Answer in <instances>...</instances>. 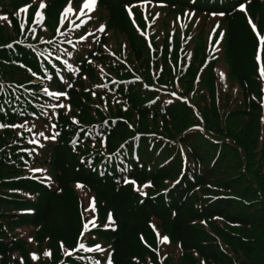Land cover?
<instances>
[{
    "label": "trees",
    "instance_id": "1",
    "mask_svg": "<svg viewBox=\"0 0 264 264\" xmlns=\"http://www.w3.org/2000/svg\"><path fill=\"white\" fill-rule=\"evenodd\" d=\"M67 1H46L35 35L27 32L38 1L0 0L9 25L0 32V123L24 125L0 129V264L102 263L109 253L112 264H264V79L248 23L257 16L261 33L264 0H239L245 11L238 0H97L104 29L83 40L92 18L77 30L52 16ZM143 1L220 18L212 36V25L204 34L210 47L220 36L216 50L198 44L200 31L174 25L171 43L142 18L133 25L126 5ZM25 5L30 16L20 26L17 9ZM218 12L225 14H211ZM44 88L67 94L60 107L48 106L57 99ZM145 184L151 186L140 188ZM90 198L102 223L93 231L108 253L77 248L61 257V243L75 248L83 220L94 213ZM152 223L179 252L158 255Z\"/></svg>",
    "mask_w": 264,
    "mask_h": 264
},
{
    "label": "rangeland",
    "instance_id": "2",
    "mask_svg": "<svg viewBox=\"0 0 264 264\" xmlns=\"http://www.w3.org/2000/svg\"><path fill=\"white\" fill-rule=\"evenodd\" d=\"M37 1L38 2H37L35 8L32 10V13H31V16H33V17H32L31 23L28 24V32H27V33L33 32V34H35V35H37L38 32L43 30L41 28V26H43L44 22L46 21V20L44 21V19H45L44 9L39 8V4H40L41 0H37ZM46 1L47 0H43V2L45 4H46ZM82 3H83V0H72V3L70 6L72 7L73 11L69 14V17L67 19H65V22H67V24H69V20H70L71 21L70 27L76 28L77 24H79V27H81V26L85 25V23L89 20V18H92L93 19V24H92L93 33L96 31H99L100 25L105 26V20L101 19V18H104V15L106 14L105 11H100V12L97 11V7L95 6L93 11L89 12V11L85 10L86 15H82L78 18L75 15V13L79 12L80 7L82 6ZM66 5H68V1L64 2L63 5H61L59 8H57L55 13L52 15V16H56V20L58 21L59 25H61L59 23V21L61 19L60 12L62 11L63 7H65ZM21 9H23V11H21ZM37 10H39L41 13L40 17H37L35 15ZM126 10H127V13L129 15V18H130L133 25H136L138 27V21L140 20V18H142V20L144 19V21H145V22H143V25L146 26L147 24L150 25L152 23L151 24L152 26H156V27H151V30H153V34H155V35H157V34L159 35L161 33L163 35H167L168 32L172 29V27L174 25L176 27L180 28L181 30H184V31L188 30V29H190V31L193 30L191 32V34H194V33H197L198 31H200L198 38H196V40H197L198 44H202V43L207 44L208 43V47H210V43H209L210 38L204 37V34L206 35V29H208L207 26L212 25L210 27V31H209L210 37L212 36V34L216 30V28L219 27L218 19L220 20V18H218V17L207 18L202 13H196V12L192 13L191 11H181L179 9H176L174 11H168L166 8H161V6L154 5V4L149 5V4L141 3L140 5L135 6L133 9L127 8ZM17 12H18V14L16 16V18L18 19L17 22L20 23V26H21V24L26 25L25 23H26V21H28L27 18L30 16L29 6L28 5L20 6L17 9ZM185 13H188L189 15H185ZM156 19H158V20L154 21ZM249 19H251L252 22L257 27V16L253 19L250 17ZM80 20H83L84 23H79ZM168 24L171 26V28L165 29V26ZM37 25L38 26L41 25V26L37 27ZM8 27H9L8 22L3 19V16H1V13H0V32H2V33L8 32L9 31L7 29ZM22 29H25V26ZM30 29H32L34 31H30ZM147 30H148L147 27L144 28V30L141 29V31L143 32L144 39L147 43V46L152 47V45H154L153 40H152V36L149 35V31H147ZM181 30L179 32H181ZM172 33L173 32L170 31L171 35H172ZM89 34L91 35L92 33H88L85 36L88 37V36H90ZM256 35H257V37H258V35L264 36V26H263V30L261 31V33L257 32V30H256ZM169 37L170 36L167 35V39L171 40V37L170 38ZM181 37H183V32L181 33ZM217 39H220V36ZM216 40H215V42H211L212 45L210 48H212L211 49L212 51L216 50V48H217ZM172 42L173 41L171 40V43ZM110 46L112 49L113 48L116 49L115 46H112V45H110ZM126 46L127 45L125 44V41H123L122 50L123 51L126 50V53H127ZM258 48L260 49V54H261V60L258 63L259 68H260L261 66H264V43H261V41L259 39H258ZM220 60H221V63L225 66V64L223 63L224 57H222V59H220ZM219 67H222V66H219ZM139 81H140V83H142L144 85V83L141 80H139ZM224 84H226V83H224ZM203 104H204L203 101H200L197 105L202 106ZM102 105L105 108H107V101L103 100ZM179 113H182L181 109L179 110ZM134 119L135 118L133 117L131 120H134ZM90 203H91V200H90ZM89 206H90V204H89ZM97 217L98 216H97V214H95V210H94L93 215H90L87 219L83 220V225L85 222H88V221H92V223H89V227L85 231V235L83 237H81V236L79 237L80 241L85 244V250L78 249L77 252H79L81 250L82 252H87V253H93V252H101V253L106 252V253H108L110 246L105 244L101 239H99L93 231L94 228H98L100 225L102 226V223H100V221H98ZM93 218H94V220H93ZM106 224H109L108 216L106 217ZM218 224L223 225V223L220 220L218 221ZM151 226H152L153 232H154V234L157 238V241H158V246L156 249H157L159 256H161V257L165 256V254H167L169 251H176V253L179 252V248H178V245L176 242L172 243L171 239H169L168 235H166V234L160 235V233H159V231L156 228V225L154 223H152ZM82 230H84V229L82 228ZM21 233L26 235L27 230H23ZM32 237H33L32 235H29V238H32ZM164 237L168 238V240L166 242L164 240ZM29 238H28V241L30 243H32L31 239H29ZM97 244L100 245V248L103 251H96L95 249L92 252L86 251V249L88 247H93L94 245H97ZM106 249H108V250L106 251ZM35 252L36 251L33 248H31V247L27 248L28 254L35 253ZM63 256L64 255L61 254V257H63ZM36 257H37V259H35L34 261H38V260L41 261L43 258L42 255H38V254H36ZM107 258H108V255L106 254L104 259H103V262L101 264H104V261ZM178 262L179 261H177L174 264H178ZM141 263H143V262H141Z\"/></svg>",
    "mask_w": 264,
    "mask_h": 264
},
{
    "label": "snow or ice",
    "instance_id": "3",
    "mask_svg": "<svg viewBox=\"0 0 264 264\" xmlns=\"http://www.w3.org/2000/svg\"><path fill=\"white\" fill-rule=\"evenodd\" d=\"M71 3H72V0H68V5H66L65 7H63L62 11L60 12V17H61V19H60V21H59L60 24H64V23H65V19H67V18L69 17V14L73 11L72 7L70 6ZM96 4H97V0H83L82 6L80 7L79 12L75 13V15H76L78 18H79L80 16H82V15H86L85 10H87V11H89V12H90V11H93V10H94V7L96 6ZM127 7H128V6L126 5V8H127ZM39 8H40V9H44V8H46V4L43 2V0H41V2H40V4H39ZM237 8H238V10H240V11H245V3H244V2H239V0H238ZM21 11H23V9H21ZM211 14H212V15H221V16H222V15H224L225 13H223V12H218V13H211ZM35 15H36L37 17H40V15H41L40 11L37 10V12L35 13ZM185 15H189V14H188V13H185ZM89 19H90V18H89ZM79 23H84V21H83V20H80ZM248 23H249V25H251L253 32H256V26H255V24L252 22L251 19L248 20ZM67 26H71V21H70V20H69V24H68ZM76 27H79V24H77ZM103 29H104V26H103V25H100V26H99V30H100V31H103ZM30 31H34V30L30 29ZM56 31L59 32L61 35L64 34L63 31H62L59 27L56 29ZM89 35H90V34H89ZM222 35H223V33H221V36H222ZM79 39H80V40H83V39H84V36H80ZM258 39L261 41V43H264V36H260V35H258ZM16 43H20V41H16ZM49 43H51V41H49ZM69 43H70V41H69ZM216 43L219 44V43H220V40L217 39V40H216ZM11 46H12L11 44L7 45L8 48H11ZM65 54H66L67 56H69V57H72V56H73L72 51H66ZM41 55H44V53L42 52ZM48 55L50 56V55H52V53H48ZM56 59L59 60L60 57L57 56ZM256 60H257L258 63H259L260 60H261V54H260V49H259V48H257ZM65 64H66V66H67L70 70H72V64H68L67 61H65ZM32 74L35 75V72H33ZM259 76H260L261 79H264V66H261V67L259 68ZM221 78H223V77H221ZM136 79L138 80L139 77H136ZM65 83H66V86H67L68 88H71V87H72L71 84H68L67 82H65ZM21 87H23V86L21 85ZM85 90L87 91V89H85ZM0 91H2V88H0ZM43 91H44L46 94H48L50 97H53V98L57 99V103H56V104L48 105V106H50V107H52V108L60 107L61 105H60V103H59V98H60V97H65V96L67 95V94H66L64 91H62V90H61V91L49 92V91H48V88H44ZM262 91H264V89H262ZM63 107H67V105L65 104V105H63ZM0 112H3V108H0ZM52 115H55V112H53ZM73 123H74V124H75V123H78V122L75 120V118H73ZM52 126L54 127L55 125H52ZM8 127H11V128H19V127H24V125L0 123V129L8 128ZM36 134H37L39 137H43V138H45V139H52V140H54V139L56 138L55 135L46 136V134H45L44 131H38ZM17 135H20V133L17 132ZM84 135H89V133L85 132ZM33 142H37V141H33ZM103 143H104V141L101 140V144H103ZM120 147L123 148V147H124V144H121ZM30 171H32V172H45V170H43V169H30ZM48 179H49V178H48L47 176L44 177V180H45V181H47ZM123 183H125V184H127V183H132V184L134 185V187H135V185H136V182H135L134 180H129L127 177H124V179H123ZM174 183H178V181H176V182H174ZM150 186H151L150 184H145V185L140 186V188H143V187H150ZM77 187H82V185L77 184ZM140 188H136V190L139 191ZM165 192H167V189H165ZM140 194H141L142 196L146 195V193H144L143 191H140ZM90 200H91L90 208H92V209L94 210V198H90ZM85 211H87V209H85ZM93 220H94V218H93ZM111 220H112V214L109 213V215H108V222H109V224L111 223ZM89 223H92V221H88V222H85V223H84V225H83V229H84V230H82V231L80 232V236H81V237H83V236L85 235V231L88 229V227H89ZM109 224H106L105 226H109ZM29 239H31V238H29ZM164 240H165V242H166V241L168 240V238H167V237H164ZM61 248H62V251H63V255H64V256H71V252L76 251L77 248H78V249H81V250H85V244H84L83 242H81L80 239L78 238V239H77V242H76V247L73 248L71 251L65 249L62 243H61ZM94 249H95L96 251H103V250L100 248V245H98V244H97V245H94L93 247H88V248L86 249V251H88V252H92ZM44 255H45V256H49V255H50V252L47 251V250H45ZM30 256L32 257L33 260L37 259L36 254H34V253H30ZM90 264H101V261H100V260H90ZM104 264H112L111 253L108 254V258L104 261ZM201 264H203V262H201Z\"/></svg>",
    "mask_w": 264,
    "mask_h": 264
}]
</instances>
